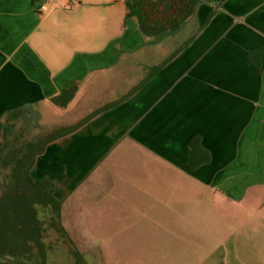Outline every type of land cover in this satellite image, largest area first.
I'll list each match as a JSON object with an SVG mask.
<instances>
[{
	"label": "crops",
	"instance_id": "crops-1",
	"mask_svg": "<svg viewBox=\"0 0 264 264\" xmlns=\"http://www.w3.org/2000/svg\"><path fill=\"white\" fill-rule=\"evenodd\" d=\"M43 1L0 0V141L18 120L49 134L108 106L31 169L62 203L68 244L47 264H264V58H249L264 0H198L162 36L126 0Z\"/></svg>",
	"mask_w": 264,
	"mask_h": 264
},
{
	"label": "trees",
	"instance_id": "trees-1",
	"mask_svg": "<svg viewBox=\"0 0 264 264\" xmlns=\"http://www.w3.org/2000/svg\"><path fill=\"white\" fill-rule=\"evenodd\" d=\"M126 4L127 17L136 16L145 35L162 36L181 29L194 14L198 0H126ZM189 42L190 40L184 45ZM253 56L256 57L254 61L264 58V49L250 52L249 58L252 59ZM257 66H260L259 61ZM77 88L73 86L65 89L52 97L51 101L58 107H66L75 96ZM107 107L97 110L74 125L60 127L47 135L29 140L17 150H7L8 137L3 133L0 153H6V160L10 162L11 168L6 190L0 196V258L10 255L16 259L27 254L31 261L39 259L40 264H47L45 228L35 205L40 203L50 206L54 212L51 217L53 224L63 231L60 222L62 203L51 193L49 181L34 180L31 169L49 143L75 132Z\"/></svg>",
	"mask_w": 264,
	"mask_h": 264
},
{
	"label": "rangeland",
	"instance_id": "rangeland-1",
	"mask_svg": "<svg viewBox=\"0 0 264 264\" xmlns=\"http://www.w3.org/2000/svg\"><path fill=\"white\" fill-rule=\"evenodd\" d=\"M48 132H49V130L37 128L34 125V123H31V122L28 123V122H23V121L18 120L17 122H15L12 125V128L8 133L9 134V136H8L9 146H8L7 150H10V149L17 150L18 148L22 147V145H24L27 141L34 140L37 137H42V136L48 134ZM5 155H6V153H3V154L0 153V196L6 190V182L8 179V173L10 172V168H11L10 162L6 160ZM139 172H141V171L138 170L137 173L139 174ZM153 189H154V192L156 194H158V195L163 194L162 193V186L159 183H157V185L155 187H153ZM138 192L139 191H137L136 193H138ZM173 199L176 203L177 202L180 203V202H184L187 198L185 199L183 197H178V195H176V196H174ZM170 202H172V200ZM149 204H151L152 208L153 209L155 208V211L159 213V215L161 216L160 218L164 217L165 205L163 203H161V202H150ZM169 204L171 205V203H169ZM35 208H36L38 216L43 220V227L45 228L44 241L46 243L47 251L50 253L51 258L54 259V257H53L54 253L52 252V250H57V247L60 246L59 244H61L63 246V244L67 245L68 243H64L66 240H65V238H63V235L61 233H59V231L57 229L58 225L55 226L52 222L51 217L54 216V212L52 211L51 207L37 203L35 205ZM94 211H95V213L100 212L98 210H94ZM101 211H103V213H104V209H102ZM93 215H94V213H93ZM98 216H100V215H98ZM95 220H98V219L96 218ZM106 220H108V219H106ZM163 220L165 221L164 218H163ZM170 220H172V219H170ZM178 220H181V219H178ZM99 221H102V219L100 218ZM99 225L101 226L102 223H100ZM183 225H184V223H183ZM57 237L62 239L61 243L56 242L55 238H57ZM56 253H57V251H56ZM50 262H51V260H50Z\"/></svg>",
	"mask_w": 264,
	"mask_h": 264
},
{
	"label": "built area",
	"instance_id": "built-area-1",
	"mask_svg": "<svg viewBox=\"0 0 264 264\" xmlns=\"http://www.w3.org/2000/svg\"><path fill=\"white\" fill-rule=\"evenodd\" d=\"M51 3H52L51 0H44V1L41 3L40 7H39L40 11H41V12H46V11H48V10L50 9V5H51Z\"/></svg>",
	"mask_w": 264,
	"mask_h": 264
}]
</instances>
